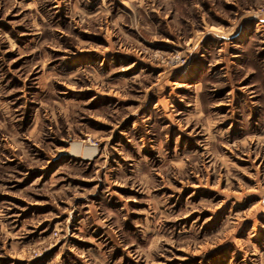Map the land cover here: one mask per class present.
I'll return each mask as SVG.
<instances>
[{"label":"rangeland","instance_id":"1","mask_svg":"<svg viewBox=\"0 0 264 264\" xmlns=\"http://www.w3.org/2000/svg\"><path fill=\"white\" fill-rule=\"evenodd\" d=\"M0 264H264V0H0Z\"/></svg>","mask_w":264,"mask_h":264}]
</instances>
